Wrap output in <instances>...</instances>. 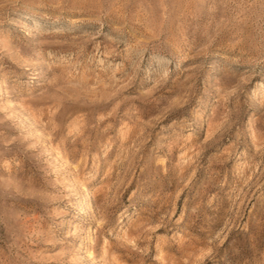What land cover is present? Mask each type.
Listing matches in <instances>:
<instances>
[{"label":"rangeland","instance_id":"374dc122","mask_svg":"<svg viewBox=\"0 0 264 264\" xmlns=\"http://www.w3.org/2000/svg\"><path fill=\"white\" fill-rule=\"evenodd\" d=\"M0 264H264V0H0Z\"/></svg>","mask_w":264,"mask_h":264}]
</instances>
